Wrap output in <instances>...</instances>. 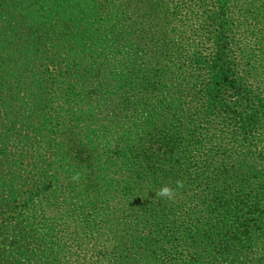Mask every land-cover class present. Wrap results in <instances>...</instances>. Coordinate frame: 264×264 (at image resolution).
<instances>
[{
	"label": "trees",
	"instance_id": "1",
	"mask_svg": "<svg viewBox=\"0 0 264 264\" xmlns=\"http://www.w3.org/2000/svg\"><path fill=\"white\" fill-rule=\"evenodd\" d=\"M70 8V73L0 84L1 264H264V0Z\"/></svg>",
	"mask_w": 264,
	"mask_h": 264
},
{
	"label": "rangeland",
	"instance_id": "2",
	"mask_svg": "<svg viewBox=\"0 0 264 264\" xmlns=\"http://www.w3.org/2000/svg\"><path fill=\"white\" fill-rule=\"evenodd\" d=\"M72 1L0 0V84L2 86L19 83L28 88V72L39 68L42 63H45L51 72L70 73V70L64 66L70 59L69 65H73L78 58L80 44L77 39L82 28L78 29L76 23L83 22L81 18L77 19L79 14L77 8H70ZM58 10H61L62 18H55ZM34 11L37 16H32ZM179 12L188 14L187 9L179 8ZM84 29L87 30V27ZM99 30L101 34L104 32L101 27ZM28 34L32 35L30 39ZM87 34L89 35V32ZM23 90L26 92L22 94L26 95L28 90ZM50 97L51 95H48L47 100ZM50 105V103L44 104L42 111H47L44 108ZM42 111L39 112L42 113ZM27 122L28 117H25L21 120V125ZM21 125L15 122L13 116L6 119L3 107H0V134L5 127H10L9 131L3 130V132L11 135L9 151L16 155L20 153L16 151L19 143H21L19 150L28 147V140L20 134ZM11 152L10 155H12ZM4 194L3 190L0 191V197ZM18 206L15 205V207ZM11 237L7 239L8 242ZM1 259L2 257H0V264L3 260Z\"/></svg>",
	"mask_w": 264,
	"mask_h": 264
},
{
	"label": "clouds",
	"instance_id": "3",
	"mask_svg": "<svg viewBox=\"0 0 264 264\" xmlns=\"http://www.w3.org/2000/svg\"><path fill=\"white\" fill-rule=\"evenodd\" d=\"M73 180L75 181H79L80 179V174L77 173L76 175H74L72 177ZM176 185H177V189H180V188H183L184 187V183L183 181H177L176 182ZM156 195L160 198H166L170 201H175L177 195H178V192L176 189L170 187V186H164L163 188H161L157 193Z\"/></svg>",
	"mask_w": 264,
	"mask_h": 264
}]
</instances>
